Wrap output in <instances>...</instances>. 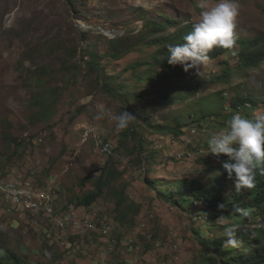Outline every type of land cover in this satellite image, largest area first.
Instances as JSON below:
<instances>
[{
	"label": "rangeland",
	"instance_id": "374dc122",
	"mask_svg": "<svg viewBox=\"0 0 264 264\" xmlns=\"http://www.w3.org/2000/svg\"><path fill=\"white\" fill-rule=\"evenodd\" d=\"M238 2V15L241 17V24H244L247 29V36L250 39L257 36L264 37V0H238ZM201 4L204 5V8L200 6ZM215 5V0H86L83 5L77 6L78 9L70 11L66 0H0V198L3 197L0 199V205H12L13 203L1 191L3 185L9 181L16 182L21 187L27 186L39 190L52 188L54 184H58L59 212H63V209L70 205H76L73 200L84 196L95 187V180L101 174L100 169L112 158L107 156L110 155L111 146L114 150V144L102 138L106 137L114 140L118 145V155L114 159L118 169L123 173L122 177L115 180L114 185L117 188L123 187L125 184L129 185L127 189L135 208L141 204L142 210L134 224L130 223L127 227L120 229L115 220L113 197L107 195L101 199L99 205L96 203L94 206L100 208L104 213L103 219L109 221L111 225L114 224L120 232H136L133 238L138 242L136 236H140L143 248L131 251L126 247V240L129 236L118 238L119 232L108 237V242L101 235L90 234L91 236L75 238L74 241L68 243V241L58 238V233H61L46 217L35 218L36 213L31 212L21 215L18 214L20 211L13 207H11L13 213H9L6 212L7 209L5 210L4 206H0V221L5 229L9 230L2 236L4 240L0 237L1 245L3 243L4 246L13 248L17 254L25 257L26 264H62L63 262L70 264H118L120 260L129 264H205V262L208 264L207 256H204L206 251L197 244L200 243L201 232L196 237L194 232H187L186 228L187 225L189 228L195 227L194 222L199 218L196 214L197 208L192 206L188 199H182L183 208L186 210L176 207L178 203L174 199L168 201L170 204L168 205L161 199L158 190H162L165 183L171 184L173 179L177 182L185 175L215 177L216 167L192 161L186 163L182 158L174 163V156L181 154L182 151L191 150L192 145L183 143L180 137L171 139L153 129L152 134H145V136H148V139L152 137L153 143L159 144L160 155L165 157V162L156 164L146 176L141 165L136 162L135 156L127 149L119 148L122 145L121 142L124 141L121 138L123 131L116 129L115 121L107 115L102 119H95L99 113L98 106H103L116 115L114 108L118 107L121 102L105 95L101 91L102 87L98 88L90 81L88 64L90 57L86 56V51L89 49L88 43H91L98 45L100 52L104 53L108 48L105 39L108 42V38L125 34L128 26L132 30L130 34L139 32L144 25V17H141L143 12L148 15L164 12L174 18L189 15L192 21H198L203 10ZM127 15H129L128 19L133 21L130 25L123 22ZM87 32L92 33V37L80 41L79 33ZM70 42H74L79 51L73 64L78 62L81 64L80 71L73 76L63 64ZM44 44H48L47 53L52 51L55 56L46 55L45 59L38 58L40 55L36 49ZM53 45L54 47H52ZM140 49L141 51H135L119 61L114 67L115 76H119L121 70L124 72L131 64L153 52V49L147 47ZM227 57L226 55L224 58ZM44 61L54 68L53 75L49 78V84L60 95V102L56 103V114L50 121L37 120L34 122L35 115L41 109L40 105H33L32 102L33 98L37 96L36 90L39 88L30 81L32 78L28 70L44 66ZM142 71H145L144 67ZM133 75L130 70L123 74V78L132 79ZM263 80L264 63L258 69L245 75H238L230 85L232 91L229 95L231 97H226V100L216 98V96H220L217 94L212 98L200 95L196 96V100H189L182 109L179 106L186 99L168 108L154 109L146 106V103L143 102L139 106L141 110L145 106L149 117L162 125L174 124L173 118L182 114L181 110L183 109H195L200 113L202 110L198 108H202L207 113L209 111L215 113L217 105L221 103L222 106L227 105L226 110L230 106L231 111L236 109V112L241 114L244 112V108H232V103L235 100L233 97L243 90H253L255 98L259 100ZM238 84H242V86L233 89ZM146 86L148 87L149 83L142 80L140 83H133L131 90L134 93H140L147 88ZM262 86L264 88V82ZM211 92L212 89L204 94H211ZM244 94L247 95V93ZM251 101H254L253 96ZM206 104L213 109L207 107L206 109ZM222 106L218 108H222ZM261 107L262 105H257V107L249 108L248 111L252 112L253 109ZM147 109L151 110L147 111ZM223 112L219 110L214 117ZM223 118L221 116L217 121H221ZM191 124L195 123L191 122ZM205 124L206 122L195 124L188 131L190 138L196 134L192 133L193 130L197 132L198 126L203 127ZM138 126L143 129L142 123H139ZM213 128L214 125L208 127V130L213 131ZM97 134L102 137L98 136L96 142ZM18 141H21L23 145H17ZM125 142L128 146L133 144L130 139ZM106 146L108 150H106ZM207 153L209 154V151ZM194 155L196 154L194 153ZM217 164L218 162H216ZM197 167H199V172ZM145 176L156 180V186H147L144 183ZM223 181L226 179L223 178L221 182ZM223 187L224 197L227 192L233 191L232 186L223 184ZM46 190L54 192L56 198L58 197L55 189ZM151 198L155 199L154 202L150 207L144 209L157 210L160 217L155 220L146 217L148 214L143 210L144 204L153 200H150ZM175 198L181 200L180 197ZM13 201L17 203L14 204L15 206L24 204L22 200L19 201V204L17 200ZM174 207L176 208L171 209ZM29 209L37 210L33 207ZM82 212L83 210L80 208V210H73L68 216L76 215L75 213L82 215ZM33 220H37L38 224L41 223L38 231L31 227ZM142 220L147 224V228H143V231L141 230ZM201 222L204 223V226L199 224V220L196 221L202 226V229L210 230L211 227L206 219ZM146 232H153L154 238L150 240ZM83 233H87V231H82L79 227L73 229L72 232H64L69 235ZM202 233L207 238L208 244H212L216 236L223 238V232ZM91 237H97V239H91ZM122 239H124L122 243H119ZM45 240L50 243L51 241L58 242L62 251L53 246L51 248L53 252L50 253L63 254L61 259L52 260L43 252L40 255L41 247L39 246H42ZM226 241L227 238H224L223 243L231 252L233 247L227 245ZM116 243H119L117 247H115ZM155 244L161 245V247H157ZM68 246H70L69 250L63 251ZM175 246L177 247L175 248ZM112 250L115 251L112 252Z\"/></svg>",
	"mask_w": 264,
	"mask_h": 264
},
{
	"label": "trees",
	"instance_id": "16d2710c",
	"mask_svg": "<svg viewBox=\"0 0 264 264\" xmlns=\"http://www.w3.org/2000/svg\"><path fill=\"white\" fill-rule=\"evenodd\" d=\"M85 1L86 0H66L67 6L69 7L68 10L74 11L75 8L78 9L79 7L77 6L83 5ZM128 16L129 15L125 17L123 22L130 25L133 21L128 19ZM142 16L144 17V25L139 32L130 34L132 30L131 28H128V26L125 34L114 36L110 39L108 38V42L105 39V43H107L108 48L104 53L100 52V47L98 45L88 43L89 49L86 51V56L90 57V61L88 62L91 75L90 81L98 88L102 87L101 91L105 95L113 100L121 102L118 107L114 108V113L118 115L126 110L137 117L127 129L122 130L123 132L121 138H123L124 141L121 142L122 145H120L119 148H125L133 154L136 162L140 164L141 167L143 166V173L148 176L149 170L152 171L156 164H163L165 162V157H161L160 155L161 151L159 150V144H154V139L152 137L148 139V136H145V134H152L151 131L156 129L168 137L181 136L184 134L183 129L191 125V122L195 124L206 122L203 127H199L200 133H203L204 130L208 129V127H211L218 122L217 119L223 116L227 105H217L215 113L211 111L207 113L205 110L198 107L196 108L202 110V112L198 113L199 110L195 109H183L181 110L182 114L173 118L175 122L174 124L167 123L163 125L158 122H154L153 119L149 117V112L145 111V106H143V110H141L139 104L142 102L146 103V106L148 107L160 109L176 105L186 99V101L182 102L179 106L182 109L189 100L197 99L195 95L196 91L203 87V85H200L195 81V69L185 71L181 65L173 66L169 64L167 59V56L169 55L168 46L184 43V36L192 31L194 22L189 18V15L181 18H174L172 15L164 12H157L152 15H148L146 12H143L141 17ZM92 35L93 34L90 32L84 34L79 33V39L80 41L88 40L92 37ZM51 42L53 43L54 41ZM47 46L48 44H44L36 49L40 55L38 58L45 59L46 55L49 57L55 56L52 51L47 53L49 50ZM52 47H54V45ZM141 47L153 49V52L143 56V58L138 62L131 64L124 72L121 70L119 72V76H115L114 71L116 70L114 67L117 66L119 61L135 51H141ZM78 53V47L74 44V42H70V47L66 50L63 64L71 76L76 74L81 69L80 62L73 64L75 58L78 56ZM260 55L264 56V52ZM258 58L264 59L263 57ZM253 60H255V58H253ZM240 62L244 63L243 60H240ZM44 63V66L28 70L29 75L32 78L30 81L33 84H36L39 88V90H36L38 93L37 96L34 97L32 101L33 105L41 106L40 111L33 119L34 122L37 120L50 121L56 114V103L60 102V95L56 93L49 84V78L52 77L54 68L46 61H44ZM143 67L145 68L144 72L142 71ZM130 70H132V73L134 74L132 79L123 78V74L125 72H129ZM142 80L148 82L149 86H146L147 88L144 89L143 92L134 93L131 90V85L133 83H140ZM131 81H133V83H130ZM219 95H222L221 91L219 92ZM219 106H222V108H218ZM206 107L208 109H213L207 106V104L205 108ZM149 110L151 109H147V111ZM219 110L224 112L221 115L214 117ZM74 117L76 118L77 116ZM223 117L230 119L232 115L225 114ZM139 123L143 124V129L138 126ZM127 139L133 141V144H131L132 147L128 146L127 142H125ZM15 142H17V140H15ZM17 145L22 146L23 143L18 141ZM113 153L114 150H112V153L109 156L113 155ZM114 157L115 156L110 158L106 162L105 166L100 169L101 174L99 175V178L95 180V187L88 191V193L84 196L77 199L75 198L73 202H75L76 205L73 206L77 209L83 208L85 211L88 209L87 212H95L96 214H99L96 217L98 221L95 219L94 222L97 225L105 227V225H109L110 222L103 219V211L100 208H96L94 205L96 203L99 205L101 199L110 195L115 200V220L118 222L120 229H122L127 227L128 224H134L136 222V218L140 217L139 212L142 210V205L138 204L137 208H135L134 202L131 200L127 189L129 185L125 184L120 188H117L114 185L115 180L123 175L122 171L118 169ZM146 176L144 183L147 186L150 185L151 187H155L157 181L152 180L149 177L147 178ZM216 183L217 182L214 180H207L202 177L186 178L178 182H172L171 184L165 183L162 190H158V193L161 195V199L166 204L168 201L174 199L178 205L183 206L182 199H188V201H195L200 205L198 206L196 212H204L215 216L218 215L222 209L226 208V204H233L239 199V197H241H233L231 202L220 203L221 201L219 202V199L222 197L220 196L222 189L219 190V184L217 185ZM263 185L261 187H263ZM243 191H237L235 194ZM145 197L149 200L147 196ZM175 197H180L181 200L176 199ZM258 197L259 201L263 200V198L260 197H264V188H262L260 196H257V192L252 195V198ZM150 200H152L150 203L144 204L145 206H143V210H145V207H150L155 199L151 198ZM220 204H223L222 208L219 207ZM239 208L241 207L236 208V211H238ZM150 209L145 210L148 214L146 217L148 216L150 220L158 219L160 217L158 211ZM131 214L134 215L132 216ZM231 217V215L227 216L226 220ZM257 217V214H249L248 216H243V214L238 215V218H240L239 221L243 223L254 222ZM143 224L147 226L145 222ZM112 228L113 232H120L119 229H116L114 224H112ZM186 228L187 232H196L195 227L189 228V225H187ZM90 234L94 236L101 235L99 231L93 230L91 233H85L76 237L69 236L63 238L65 241L72 242L75 238H81L82 236L88 237L91 236ZM104 236H106V234H104ZM42 238L45 239L44 236H42ZM103 238H105L106 242H108V237ZM91 239H97V237H91ZM54 245L59 248L56 243H54ZM39 247H41L40 255L43 252L44 255L50 256L52 260H59L62 258L63 254L61 255V253H50L53 251L48 240H45L44 244ZM59 249L62 251L61 248ZM214 252H216L217 256L210 258L211 264H264V255L254 259H245V257L241 256L234 257L226 254L222 248L218 246L211 248V253ZM11 253H13V251L8 248L0 250V264L24 263V261L19 257L3 255ZM120 264L125 263L121 262Z\"/></svg>",
	"mask_w": 264,
	"mask_h": 264
},
{
	"label": "clouds",
	"instance_id": "9594fccd",
	"mask_svg": "<svg viewBox=\"0 0 264 264\" xmlns=\"http://www.w3.org/2000/svg\"><path fill=\"white\" fill-rule=\"evenodd\" d=\"M215 3L216 5L214 7L206 8L201 12V16L198 21L193 20L194 25L192 31L184 36V43L168 46L169 55L167 56V59L169 64L173 66L181 65L185 71L195 69V81L198 84L203 85V87L196 91V96H211L210 98H212L215 97L216 94L219 95V92L221 91L222 95L225 97L220 95L219 97L216 96V98L226 100V97H231L229 95L232 91L230 85L238 75H245L248 72L258 69L261 67L262 63H264V59L258 58H264L263 55H260L264 52V37L257 36L256 38L250 39L247 36V29L244 24H241V17L238 15V0H215ZM200 6L204 8L203 4ZM224 54L228 57L222 59L221 57ZM253 58H255V60H253ZM240 60H243L244 63L240 62ZM263 82L264 80L261 82V96L259 100L255 98L253 90H243L237 96L233 97L235 100L234 103H232V108H244V112L239 114L236 112V109H232L231 111V107L229 106L223 116L225 114H229L232 115V117L230 119L224 117L221 121H218L214 124L213 131L206 129L203 133H200L199 126L197 125V132L196 130L192 131V133L196 134H193L194 137L190 138L191 136H189L188 131L195 126V124H191L183 129V135L169 137L171 139L180 137L183 143L192 145L191 150L182 151L181 154L174 156V163L180 161L182 158L186 163L192 161L197 162L198 164H206L216 167L215 177L209 176L208 179V177L205 178L200 175H185L179 178L177 182L186 178L195 177L214 180L217 182V185L219 184V190L222 189V193L220 194L222 197L219 199V202L221 201L220 203L231 202L233 197L236 198L241 196L235 203H231L230 205L226 204V208L222 209L218 215L212 216L211 214L206 213L200 214L196 221L199 220V224L204 226V223L201 222V220L206 219L208 225L211 227L210 230H204L202 229V226L196 223V221L194 222L196 229L194 235L198 237V233L201 232V244L199 242L197 244L201 246V249L206 251L204 256H207L206 261L208 264H211V257L217 256L216 252L211 253V248L215 246L222 248L226 254H230V256L234 257L241 256L245 257V259H254L264 255V197H260L263 198L262 201H259V197L252 198V195L255 194V192H257V196H260L262 188H264ZM240 86H242V84L234 86L233 89L239 88ZM211 89V94H204ZM251 92L252 94H250ZM244 93H247V95ZM252 96L254 98L253 102L251 101ZM257 105H262V107L260 109H253L252 112L248 111L249 108L257 107ZM98 107L99 113L95 119L99 120L107 115L115 121V127L117 130L127 129L137 118L135 115L126 110L118 115H113L103 106ZM98 136L102 137L100 134H97L95 137L96 142ZM102 138L105 141L112 142L114 144V154L111 156L104 155L108 158L113 156L116 157L118 154L117 143L112 139L106 137ZM207 151H209V154ZM194 153L196 155H194ZM207 156H209V158H207ZM216 162H218L217 165ZM196 169L199 172V167ZM223 178H225L226 181L221 182ZM172 182H176L175 179H173ZM223 184L233 187V191L227 192L225 197L223 196L225 193V186L223 187ZM262 185L263 187H261ZM58 188L59 185L54 184L52 188L43 189H55L57 191L58 201L60 197ZM237 191L243 192L235 194ZM8 199L11 200V198ZM167 204L170 205L169 203ZM196 204V208H198L200 205L198 203ZM0 206H4L5 210L7 209L6 212L9 213H13L11 208L13 207L14 209L20 211L18 214L21 215L31 212L34 214L36 213L37 216H34L35 218L41 216L46 217L47 220L54 225L57 231L61 233H58L59 239H64L63 237L69 236L76 237L78 235L85 234H64V231L55 224V218L62 216L67 217L73 212V210L76 211L80 209L75 208L73 205H70L68 208H64L66 210L63 212H59L57 208L55 216L53 217L46 215L43 209H22L13 205V203L12 205L1 204ZM57 207H59V205ZM176 207L186 210L183 208L184 206L177 205ZM176 207L171 209H175ZM219 207L222 208L223 204H220ZM235 207L241 208L236 211ZM81 209L85 211L83 208ZM241 214H243V216L257 214L258 217L254 222L243 223L240 222V218H238V215ZM229 215L232 217L226 220ZM33 221L34 222L31 223V227L38 231V228L41 227V223L38 224L37 220ZM109 225L112 226L111 224ZM99 227L100 229L94 231H99L103 237H112V235L115 234L112 228L111 232L104 236L105 233L103 232V227L101 225H99ZM143 228H147V226L142 222V231ZM8 230L9 229H5V226L2 225L0 221V237L2 240H4L2 236L5 235ZM202 232H223V238H218L216 236L214 238V242L212 244H208L207 238ZM119 233L120 236L118 238L129 236L126 240L127 245H125L131 251L143 248L139 239L140 236H136L138 242L133 238V235H136V232ZM224 238H227L226 244L233 247L231 252L228 247H225L223 243ZM123 240L124 239H122L119 243H122ZM114 241L116 240L114 239ZM54 243L58 245L57 241H51L50 245L53 247L55 246ZM119 243H116L115 247H117ZM155 246L161 247V245L158 244H155ZM5 248L11 249L13 253L3 255L16 256L22 259L25 264L27 263L26 258L17 254L13 248L4 246L3 243L2 245L0 244V250ZM69 248L70 246L63 251H67ZM113 251L115 250H112V252ZM121 262L129 264L124 260H120L118 264ZM62 264L70 263L63 262Z\"/></svg>",
	"mask_w": 264,
	"mask_h": 264
},
{
	"label": "bare ground",
	"instance_id": "6f19581e",
	"mask_svg": "<svg viewBox=\"0 0 264 264\" xmlns=\"http://www.w3.org/2000/svg\"><path fill=\"white\" fill-rule=\"evenodd\" d=\"M225 56H226V54H224L221 58L224 59ZM112 150H113V147L111 146V149L109 151L110 154L112 153ZM15 188H17V190ZM1 191H2V193L4 192V194L6 195V198L7 197L11 198L13 205L17 204L13 200H17L18 204H19V201L22 200L24 202V204L22 206L19 205L20 208H22V209H29L31 207H33L37 210L43 209L45 214L48 215L49 217L55 216L56 209L58 208L57 207L58 201H57V198H56V195L54 194V192H52L50 190L33 189V188L27 187V186L21 187V186L17 185V183H15L13 181H9L3 185ZM22 195H24L26 198L22 197ZM34 202H37V203H34ZM189 202L192 203V206L197 207L196 206L197 202H195V201H189ZM63 211H64V209H63ZM87 211H88V209H87ZM87 211H83L82 215L75 213L76 214L75 216H77V217L72 216V215L67 216V217H65V216L57 217L54 220L55 224L59 228H61L64 232H72L73 229L78 228V227L81 228L82 231H87V232H91L93 230L100 229L99 225H97L94 222V220L96 219V217L99 214H96L95 212L91 213V212H87ZM203 213L204 212H201V213L196 212L198 217L200 216V214H203ZM92 225H94V227ZM102 229H103V232L105 234H108L111 232L112 226L105 225V227H103ZM146 234H147V237L150 239L154 237L153 232H146ZM176 247L177 246H175V248Z\"/></svg>",
	"mask_w": 264,
	"mask_h": 264
},
{
	"label": "built area",
	"instance_id": "2783aa9c",
	"mask_svg": "<svg viewBox=\"0 0 264 264\" xmlns=\"http://www.w3.org/2000/svg\"><path fill=\"white\" fill-rule=\"evenodd\" d=\"M106 149L108 150V147L106 146ZM16 190H17V188H15ZM22 197H25L24 195H22ZM26 198V197H25ZM34 203H37V202H34ZM73 216H75V215H73ZM75 217H77V216H75ZM93 227H94V225H92Z\"/></svg>",
	"mask_w": 264,
	"mask_h": 264
}]
</instances>
